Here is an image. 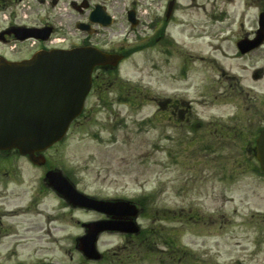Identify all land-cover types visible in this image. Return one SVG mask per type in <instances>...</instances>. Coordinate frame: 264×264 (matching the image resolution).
<instances>
[{"label":"rangeland","instance_id":"1","mask_svg":"<svg viewBox=\"0 0 264 264\" xmlns=\"http://www.w3.org/2000/svg\"><path fill=\"white\" fill-rule=\"evenodd\" d=\"M82 1L0 0V33L9 22L55 27L46 42L0 38V53L21 58L43 45L79 42L87 34L75 22L87 10L72 3ZM212 1L225 3L179 0L182 6L167 24L176 42L169 62L160 49L162 37L148 45L145 36L149 23L163 18L166 0L105 3L114 22L88 37L106 50H127L116 73L121 84L90 93L65 138L44 151L42 168L16 154L0 163V264H264V177L252 169L254 132L264 124V76L251 74L264 59H214L208 37L196 38L197 26L217 10L209 6ZM243 2L227 7L237 11ZM131 8L143 21L138 27L126 18ZM214 60L241 78L242 92L229 86ZM184 61L188 79L181 81L177 72ZM169 97L189 103L173 108L162 103ZM196 120L201 124L193 132L190 123ZM242 129L247 137L232 138ZM225 130L230 136L221 135ZM7 167L14 172L4 176ZM47 167L61 169L80 191L98 198L148 196L138 221L144 236L102 233L97 242L102 259L87 260L75 238L84 233L81 222L103 215L65 206L39 180Z\"/></svg>","mask_w":264,"mask_h":264},{"label":"water","instance_id":"2","mask_svg":"<svg viewBox=\"0 0 264 264\" xmlns=\"http://www.w3.org/2000/svg\"><path fill=\"white\" fill-rule=\"evenodd\" d=\"M55 3V1L53 2ZM129 20L135 24L133 13ZM106 24L110 21L107 17ZM85 29L84 24H80ZM19 39H46L50 28H17ZM113 54L96 48L41 50L30 59L10 62L0 57V149L16 148L34 163L45 161L35 156L66 132L71 120L82 110L90 89L91 72L95 66L116 64ZM258 159L264 169V132L257 141ZM46 178L57 192L73 206L86 207L111 216V220L86 223V234L77 238L78 248L90 259H99L97 235L104 230L136 232L132 220L135 206L123 201H105L77 191L59 171H49Z\"/></svg>","mask_w":264,"mask_h":264},{"label":"flooded vegetation","instance_id":"3","mask_svg":"<svg viewBox=\"0 0 264 264\" xmlns=\"http://www.w3.org/2000/svg\"><path fill=\"white\" fill-rule=\"evenodd\" d=\"M166 6L169 4L170 0H166ZM174 8L177 5V0H172ZM225 3L223 5H227L228 3L233 2L232 0H224ZM245 2L242 3V8L240 9L239 13L234 10H228L227 7H223L221 13L224 16V19L222 18L220 21L217 19H207L204 25H198L196 32H200L196 35V38H202L203 36H207L209 41H211L212 45V55L215 57L214 59L220 57L225 59H232V58H244V59H250V58H258V59H264V28H261V23L264 21V19H260V15H264V0H244ZM217 3H211L210 6L214 7ZM218 5V4H217ZM251 9H254L253 14H250ZM175 10V9H174ZM246 14L249 15L251 18L245 19ZM171 15V14H170ZM172 17V16H171ZM169 17H164V21L166 22L165 27L167 23L170 21ZM140 23L139 19L137 18V24ZM164 27V28H165ZM220 27V28H216ZM200 28V31L199 29ZM162 30V33H161ZM162 34V35H161ZM150 38L148 39V45H155V43L162 37L163 39V45L162 48L164 49H170L172 41L170 40L171 35L164 34L163 29H159L155 32V34L152 32L150 34ZM0 38L4 41L13 40V36L11 34H4L0 36ZM257 38H261L257 45L255 47H252L250 49H247L250 44H241L242 41H254ZM171 41V42H170ZM85 43V42H84ZM94 44H97V42H92ZM122 50V51H121ZM115 50H112V52ZM179 51V50H178ZM121 52V53H120ZM126 50L119 49L117 53L125 55ZM181 55L182 52H180ZM184 53H187V50H184ZM215 61V60H214ZM186 61H184V64H181L178 68L177 76L182 77L181 75V69H184L186 67L185 65ZM215 65L217 68H219L220 73L223 76H226V78L230 81L229 86H234V88H238L240 92L243 91V86L241 85V78H238L236 75H229V72L225 70L224 67L218 66L217 61H215ZM113 70L110 66H104L101 68L95 69L93 72V84L95 86L97 85L99 88H105L110 87L113 85L115 78L111 76V71ZM252 77L253 78H262L264 75V66L255 67L252 70ZM230 89V87H228ZM247 95V94H246ZM164 103L170 107H178L181 103L188 104L189 102L185 99H178L174 102L171 101V98H166L164 100ZM243 106V104H242ZM240 107V105H239ZM258 108H256L257 110ZM174 112V109L172 110V113ZM263 116V114H262ZM234 117V116H233ZM264 118V116H263ZM221 129L228 128L227 125L219 124ZM235 127V126H234ZM249 130V129H248ZM248 131L246 129H242L240 131L233 132L232 138L236 137H247ZM222 136H230L229 131H221ZM13 154H17L16 151H10L8 153H4L3 155L11 156ZM3 164V162H0ZM5 163V162H4ZM31 166H34L35 168H42L41 166L28 163ZM9 167H7L6 172L4 173V176H8L10 172H14L13 170H8ZM41 174L39 176V180L41 181ZM39 189V190H38ZM36 190L40 191L41 188H38ZM34 226V223H32ZM28 229L32 230V227L29 226ZM7 233V232H6ZM5 233V234H6ZM3 232H1L0 228V236H2ZM4 244L0 237V246Z\"/></svg>","mask_w":264,"mask_h":264}]
</instances>
